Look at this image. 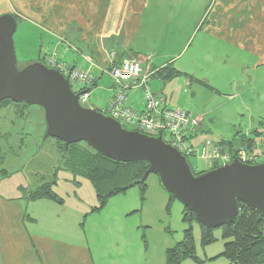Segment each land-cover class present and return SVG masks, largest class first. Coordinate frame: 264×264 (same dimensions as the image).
<instances>
[{"label":"crops","instance_id":"obj_1","mask_svg":"<svg viewBox=\"0 0 264 264\" xmlns=\"http://www.w3.org/2000/svg\"><path fill=\"white\" fill-rule=\"evenodd\" d=\"M2 15L15 17L16 26L18 20L25 22L36 34L39 44L32 62L56 53L70 67L93 75L87 100L90 109L105 112L114 94L110 66L135 59L143 73H151L147 86L152 84L150 91L162 100L163 108H179L199 120L193 143L202 139L235 142L256 130L240 133L236 124L223 130L210 117L209 109L221 100L234 101L236 95L219 94L210 87L209 77L193 80L180 68L175 70L172 61L166 62L162 52L154 54L151 46L198 38L201 45L206 44L204 58L210 69L215 66L221 72L218 58L229 62L238 50L250 57L246 70L263 76L264 0H0ZM209 53L217 58L209 59ZM166 66L178 73L170 80H163L157 72ZM175 78H179L176 92H190L194 100L205 93L212 102L205 103L202 97L199 102H186L174 97L175 92L169 95L168 87ZM214 81L218 86L221 78ZM229 86L234 91L238 85L232 82ZM127 91V105L141 114L144 88L130 82ZM253 97L260 100L261 95L256 92ZM25 201L45 213L28 214ZM49 203L29 201L27 194L10 197L0 192V264H165V251L173 247L160 243L157 250L150 251L141 240V225L108 228L102 220L100 228H86L90 214H47ZM132 215L114 214L106 219L116 225Z\"/></svg>","mask_w":264,"mask_h":264},{"label":"rangeland","instance_id":"obj_2","mask_svg":"<svg viewBox=\"0 0 264 264\" xmlns=\"http://www.w3.org/2000/svg\"><path fill=\"white\" fill-rule=\"evenodd\" d=\"M32 31L25 22L17 21L13 45L16 66L19 70L35 63L32 61L36 60L39 43L36 34ZM201 44L198 38H191L187 43L153 44L151 51L154 54L164 53L163 59H167L166 62L172 61L174 69L180 68V72L193 77V80L209 77L210 87L217 89L219 94L234 93L236 95L234 101L221 100L217 102L218 104L211 105L212 109H209L212 111L210 117L218 125H222L223 130L228 131V128L236 124L235 127L240 129V133H244L248 128L261 131L264 128V75L260 76L253 71H247L249 64H246V61L250 57L248 55L246 57L244 51L238 50L234 51V57L231 56L229 62L225 57L218 58L220 66L218 68L222 70L221 72L215 66L210 69L207 58H204L206 44ZM200 47H203V51ZM210 58H217V56H211L209 53ZM213 71L217 72L216 75L212 73ZM217 78H221L218 86L214 81ZM178 79L171 81L172 84L168 87L169 95L175 92L174 97L178 96L186 102H199L201 97L205 103L212 102L205 93L197 94V99L194 100L190 92L181 94L176 92L179 89L176 85ZM232 82L238 85L234 91L228 89ZM148 87L153 91L152 84ZM71 88L73 92L80 90L75 83L71 84ZM256 92L261 95L260 100L253 97ZM96 102L99 104L101 101L96 100ZM89 103L91 104V102L85 104L86 108L90 107ZM98 111L105 115L103 110L98 109ZM125 129L132 131L130 127H125ZM45 130L43 112L39 107L11 102L0 105L2 168L9 174L8 178L0 181L2 194L10 197H24L28 192L34 191L43 184L54 183L52 190L63 204L49 203L52 206L49 205L51 209L47 214H90L86 228L90 226L100 228L102 220L108 228H128L141 225V240L143 244L145 242L148 245L150 251L157 250L160 243H166L168 247H171L182 241L183 231L187 228L182 222L183 206L177 201L169 203L168 195L160 187L155 175H149L145 180L143 197L140 188L135 186L124 195L113 197L102 210L93 213V209L98 207V202L92 186L80 172H73L69 165L70 152L84 155L90 151L83 143H77L69 149L68 154H64V147L59 141L53 138L44 139ZM165 139L166 135L163 136V140ZM189 162L199 171H205V166L201 161L191 159ZM25 205L28 208V214L45 213L36 210L32 203L25 201ZM114 214H133V217L121 219L115 225L106 219L107 216ZM82 224L84 225V222ZM191 227L195 255L202 264H229L226 259L219 257L223 251L224 241L218 229L213 233L215 242L202 247L198 225L193 223ZM183 263L195 264L190 260Z\"/></svg>","mask_w":264,"mask_h":264},{"label":"water","instance_id":"obj_3","mask_svg":"<svg viewBox=\"0 0 264 264\" xmlns=\"http://www.w3.org/2000/svg\"><path fill=\"white\" fill-rule=\"evenodd\" d=\"M16 20L0 16V102L37 106L46 126L44 139L69 145L84 143L101 156L123 164H148L139 184L155 175L162 190L179 202L205 229L231 225L238 202L264 220V163L229 164L195 176L183 156L166 144L161 135L144 136L123 129L101 112L81 107L82 92H73L57 71L35 62L17 69L13 45Z\"/></svg>","mask_w":264,"mask_h":264},{"label":"trees","instance_id":"obj_4","mask_svg":"<svg viewBox=\"0 0 264 264\" xmlns=\"http://www.w3.org/2000/svg\"><path fill=\"white\" fill-rule=\"evenodd\" d=\"M39 62L41 63L42 60ZM157 72L163 80H170L178 74L171 66H166ZM7 102L10 101L0 102V105ZM257 136L258 131L255 130L250 134L251 139L246 138V136H240L235 142L228 141L219 144L222 146L223 152L231 153L240 145L247 144L249 146L250 142L253 141L252 137L256 138ZM61 145L63 146L62 143ZM73 145H69L67 149L63 148L64 154H68L69 149ZM87 148L90 153H84V155L70 152L71 160L69 161V165L73 172H80L82 177L92 186L98 202V207L93 209V213L102 210L111 198L117 195H124L129 189L135 186L140 188L143 197L145 182L139 184V181L148 168L147 163H118L101 156L88 146ZM187 162L195 176L208 172L206 170L195 172L189 160ZM2 165L3 156L0 150V181L9 177V174L2 168ZM216 168L218 167H214V169ZM53 186L54 183L43 184L34 191L28 192L27 199L29 201H48L62 205V200L52 190ZM168 198L169 203L175 201L170 196ZM237 206L238 213L234 222L229 226L218 229L221 232V239L224 241L223 251L219 257L226 259L229 264H264V220L259 214L251 212L242 203L238 202ZM182 222L187 226L183 231L182 241L165 251V264H182L186 260H190L195 264H202L195 255L193 229L191 226L193 223L198 225L201 234L200 244L202 247H206L215 242L213 236L215 230L205 229L199 225L194 215L188 213L184 208Z\"/></svg>","mask_w":264,"mask_h":264},{"label":"built area","instance_id":"obj_5","mask_svg":"<svg viewBox=\"0 0 264 264\" xmlns=\"http://www.w3.org/2000/svg\"><path fill=\"white\" fill-rule=\"evenodd\" d=\"M41 63L46 68L59 72L70 85L72 83L78 85L79 92H82L78 103L85 107L89 89L94 83L93 75L89 71L70 67L58 59L56 53L44 55ZM150 75V72H142L140 63L135 59H123L113 63L109 68V76L115 91L107 103L105 116L118 122L123 129L130 127L132 131L150 138L161 135L163 140V136L166 135V139L163 140L166 144L186 160L201 161L206 171L229 164L233 159L250 166L264 163V128L258 131L256 138L252 137L253 141L249 146L240 145L231 153L223 152L219 143L209 139L193 143L194 134L200 126L199 120L179 108H163L162 100L153 95L147 86ZM130 82H138L139 86L144 88V111L141 114L127 105ZM246 138L251 139L250 135ZM192 167L195 172H199L197 168Z\"/></svg>","mask_w":264,"mask_h":264}]
</instances>
